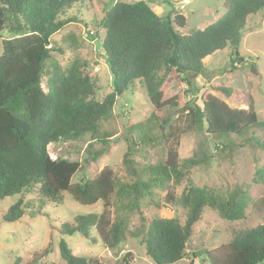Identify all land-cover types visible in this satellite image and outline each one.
Instances as JSON below:
<instances>
[{
    "label": "trees",
    "instance_id": "1",
    "mask_svg": "<svg viewBox=\"0 0 264 264\" xmlns=\"http://www.w3.org/2000/svg\"><path fill=\"white\" fill-rule=\"evenodd\" d=\"M89 1L0 0V33L9 35L2 43L0 55V201L17 197L2 217L5 222L24 216V207L29 205L24 197L36 189L39 208L48 203L60 204L65 192L84 206L103 202L101 214L79 215L75 225L65 223L60 232L67 236L78 233L86 238L93 233L104 247L113 251L125 239L127 222L112 221V196L116 194L119 202L129 200L126 206L139 211V200L152 194L153 185L163 187L173 174L179 180L177 152L170 149L166 163L152 168L157 171L155 180L140 179L117 189L118 182L110 167L92 180L73 184L72 178L82 165L67 159L53 160L48 146L78 140L87 134L96 136L98 123L112 114L118 98L136 82L145 88L156 111H172L169 118L187 112L192 123L205 126L211 137L229 139L258 126L260 121L252 107L232 108L213 95L199 104L187 100L185 93L167 97L165 82L176 74L191 85V75L205 73L204 60L228 47L233 50L232 62L243 63L239 54L243 33L248 18L264 10V0H225V12L215 23L187 35L176 30L186 26L183 15L164 20L146 0L116 2L99 23L105 31L102 48L112 75V92L98 100L85 63H75L65 71L57 62L49 71L45 92L42 78L47 62L53 59L51 38L76 20L65 17L69 10ZM169 118L163 119L160 127L168 128ZM146 136L143 142H147ZM133 152L130 146L125 163L131 162L129 156ZM167 200L179 202L188 209V215L183 224L174 218L154 219L136 236H142L141 244L154 264H175L185 257L193 226L205 207L218 211L223 219L238 221L246 206L241 198L225 199L207 188L193 186L180 199L169 191ZM142 221L145 223L146 219ZM59 246L66 264H101L99 259L75 255L65 240ZM52 253L50 243L35 252L26 264H41ZM207 258L210 264H264V224L238 231L228 245ZM123 264H131L130 253L123 258Z\"/></svg>",
    "mask_w": 264,
    "mask_h": 264
},
{
    "label": "rangeland",
    "instance_id": "2",
    "mask_svg": "<svg viewBox=\"0 0 264 264\" xmlns=\"http://www.w3.org/2000/svg\"><path fill=\"white\" fill-rule=\"evenodd\" d=\"M138 0H90L69 10L66 18L76 20L51 38L53 59L47 62L42 78L45 92L49 71L57 62L67 71L73 64L85 63L87 73L96 87V98L103 100L112 92V75L102 48L105 31L99 23L116 2L134 3ZM162 19L183 15L184 28L176 30L187 35L203 30L215 23L225 12V0H146ZM93 35H89L90 31ZM9 38L0 33L2 43ZM233 50L228 47L204 60L205 73L189 77L191 85L182 82L176 74L165 82L167 97L186 94L187 100L198 104L209 95L216 96L230 107L257 113L260 124L242 135L229 139L209 136L205 126L192 123L188 113L171 116L172 111H156L147 91L136 82L119 97L112 114L98 123L96 136L87 134L78 140L59 141L48 146L53 160L58 158L78 161L82 168L72 178V183H84L94 179L105 167H110L118 187L137 180L156 179L154 167L163 166L170 149H175L179 158V180L173 174L163 187L151 188L152 194L140 200V210H131L129 200L119 202L112 196V221L125 219V239L110 251L91 233L86 238L78 233L62 235L63 224L75 225L79 215L101 214L103 202L84 206L63 193L60 204L46 203L39 208L37 189L25 195L24 216L15 222H5L2 217L16 202L17 197L0 201V264H26L35 252L53 244V253L41 264H66L60 253V242L65 240L73 253L88 259H99L101 264H123L130 253L131 264H154L141 244L142 236L136 237L145 226L157 218H174L182 224L188 209L179 202L167 200L170 191L177 199L189 187L207 188L225 199H243L246 203L243 216L238 221L223 219L218 211L205 207L201 219L193 226V235L185 257L175 264H210L208 255L223 245H228L238 231L253 229L264 224V10L248 18L239 47L243 63L232 62ZM155 115L158 119L154 118ZM169 118L168 128L160 127L162 120ZM162 128V129H161ZM144 135H147L143 142ZM179 140V141H178ZM178 141V145H177ZM136 143V144H135ZM130 146L134 152L125 163ZM194 164H193V162ZM32 205V207H31ZM38 210L39 212L38 214ZM146 219L144 223L142 220ZM209 253V254H208Z\"/></svg>",
    "mask_w": 264,
    "mask_h": 264
},
{
    "label": "built area",
    "instance_id": "3",
    "mask_svg": "<svg viewBox=\"0 0 264 264\" xmlns=\"http://www.w3.org/2000/svg\"><path fill=\"white\" fill-rule=\"evenodd\" d=\"M93 34H94V31L91 30L90 33H89V35L91 36V35H93Z\"/></svg>",
    "mask_w": 264,
    "mask_h": 264
}]
</instances>
